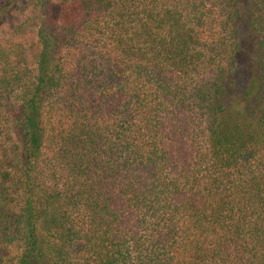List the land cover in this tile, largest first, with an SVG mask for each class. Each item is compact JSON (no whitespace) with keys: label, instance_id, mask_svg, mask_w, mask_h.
<instances>
[{"label":"trees","instance_id":"obj_1","mask_svg":"<svg viewBox=\"0 0 264 264\" xmlns=\"http://www.w3.org/2000/svg\"><path fill=\"white\" fill-rule=\"evenodd\" d=\"M0 264H264V0H0Z\"/></svg>","mask_w":264,"mask_h":264}]
</instances>
